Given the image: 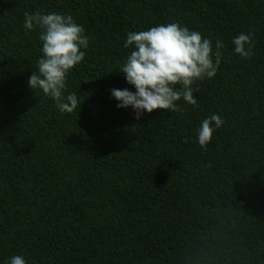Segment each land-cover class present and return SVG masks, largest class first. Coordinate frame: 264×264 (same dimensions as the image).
<instances>
[{"label":"trees","instance_id":"obj_1","mask_svg":"<svg viewBox=\"0 0 264 264\" xmlns=\"http://www.w3.org/2000/svg\"><path fill=\"white\" fill-rule=\"evenodd\" d=\"M72 15L89 37L61 113L28 81L42 56L24 14ZM179 23L221 63L198 106L135 119L111 90L128 32ZM253 34L249 59L232 39ZM110 74V75H109ZM177 87H180L177 85ZM225 123L206 148L197 131ZM264 264V0H0V264Z\"/></svg>","mask_w":264,"mask_h":264},{"label":"clouds","instance_id":"obj_2","mask_svg":"<svg viewBox=\"0 0 264 264\" xmlns=\"http://www.w3.org/2000/svg\"><path fill=\"white\" fill-rule=\"evenodd\" d=\"M23 27L40 30L42 56L37 61V70L30 76V89H41L49 96L61 113H73L81 101L76 93L65 96L69 72L85 58L81 49L88 47L89 37L84 26L78 24L72 15L57 12L24 14ZM234 51L240 57L249 59L253 55L255 42L253 34L240 33L232 39ZM124 48L133 49L118 74H123L128 88L112 89L111 96L118 103L117 108L131 107L135 119L156 110L183 113L177 101L198 106L193 88L205 78L212 79L221 63L222 40L215 43L204 38L198 31H190L179 23L161 24L148 30L127 33ZM110 75V74H109ZM179 85L180 87H177ZM225 123L218 114L202 120L197 131L198 144L206 148L213 133ZM6 264H26L22 256H13Z\"/></svg>","mask_w":264,"mask_h":264}]
</instances>
